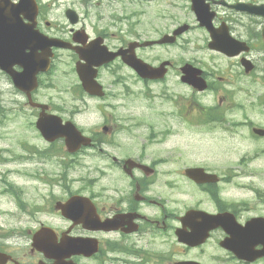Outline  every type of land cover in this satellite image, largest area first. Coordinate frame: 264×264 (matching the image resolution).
I'll use <instances>...</instances> for the list:
<instances>
[{"label": "flooded vegetation", "instance_id": "obj_1", "mask_svg": "<svg viewBox=\"0 0 264 264\" xmlns=\"http://www.w3.org/2000/svg\"><path fill=\"white\" fill-rule=\"evenodd\" d=\"M213 39L219 49L209 46ZM113 53L93 66L102 91L89 94L77 67ZM0 57L11 64L8 73L0 67V80L16 97L4 98L0 88V114L9 106L36 121L76 122L91 110L90 98L102 118L81 126L88 143L75 154L64 139L48 141L39 131L48 147L24 137L14 148L3 141L12 132L0 135V264H56V256L64 264H264V194H230L233 176L217 172L248 159L217 162L215 135L244 128L260 138L250 115L237 112L243 101L253 106L254 74L264 75V0H0ZM45 57L48 65L39 61ZM34 68L30 88L13 85L9 74ZM190 74L206 88L189 83ZM61 75L74 82L65 87ZM56 84L70 89L72 108L51 94ZM82 152L97 160L100 175L72 192L68 177ZM60 155L65 172L45 178ZM17 160L25 166L15 172L37 188L13 181ZM193 169L204 170L202 181L190 177ZM76 195L85 207L67 218L57 202ZM42 228L53 231L52 248L34 244ZM78 238L86 253L70 256Z\"/></svg>", "mask_w": 264, "mask_h": 264}, {"label": "rangeland", "instance_id": "obj_2", "mask_svg": "<svg viewBox=\"0 0 264 264\" xmlns=\"http://www.w3.org/2000/svg\"><path fill=\"white\" fill-rule=\"evenodd\" d=\"M65 69H62L64 71ZM264 79V75L261 72L254 74V84H253V106L250 107L248 102H242L243 111L238 110L237 116L240 118L242 115H250L253 120V126L256 128H264V82L260 81ZM62 84L65 87L70 86L74 82L73 76L65 79L63 75L60 76ZM259 80V81H258ZM7 85L5 81L0 80V88H3V97L7 99H15L16 97L12 95L11 91L7 89ZM56 95L58 100H61V106L72 108L71 100L72 95L70 89L62 90V87L59 84L55 85V90L51 93ZM1 95V91H0ZM90 104V111L80 115L76 122L81 127H88L95 123L101 122V114L97 112V106L95 102H92L90 98H87ZM245 107L247 111H245ZM252 108L251 111L248 109ZM8 110L6 114L9 118L8 125L3 128L0 126V135L5 137L6 131H10L13 134V138L6 139L4 138V142L7 145L12 146L14 148L22 147L20 142L24 137H28L30 144H37L38 146H49L45 141L42 142L39 132L34 128L35 118H27L23 115L21 111L16 107H5ZM29 115L31 112H28ZM68 120H72L69 119ZM74 121V120H72ZM75 122V121H74ZM75 122V123H76ZM76 123V124H77ZM216 136L220 137L218 154H217V162L221 164L229 163V164H238L240 161L246 157L248 160V166L240 167L237 166L233 170H222L220 173L225 175L226 178L229 179L230 176H233V181L231 185L227 187V190L230 192L232 196H239L241 200H246L250 198H245L251 196L254 190L260 191L264 194V138L256 139L253 135L247 132V129L237 128L234 130V133H215ZM6 146V145H3ZM76 170L69 175V181L71 182V190L72 192H77L83 190L85 187L83 186L84 180L96 178L100 175L99 172L92 169V166L97 163V160H92L88 157L87 152H82L75 159ZM52 166L51 168L45 172V178H54L55 175L61 170L58 167V161H61V155L57 158L51 160ZM38 163V156L30 159L28 161V165L30 170ZM23 164L22 160H17L11 166L13 170L12 179L16 184L27 186L30 189L37 188L39 184L35 182L32 178H24L20 177L15 170H22ZM64 170H61V173H64ZM238 185L236 188L235 185ZM46 191V196L49 194V189L47 186L44 187ZM60 189H56L55 191H60ZM58 196H61L60 193H57Z\"/></svg>", "mask_w": 264, "mask_h": 264}, {"label": "water", "instance_id": "obj_3", "mask_svg": "<svg viewBox=\"0 0 264 264\" xmlns=\"http://www.w3.org/2000/svg\"><path fill=\"white\" fill-rule=\"evenodd\" d=\"M211 46L215 48L217 47L216 43H212ZM116 56H118V54H114L112 58ZM4 61H7V59L0 58V63ZM79 74L82 77L84 88L92 93H95L94 88H96L97 81L94 80V76L90 75L84 67H79ZM30 76H32L33 78L35 76V73L33 71H30ZM14 80H15V84L19 88L26 87L23 84V80L20 74L15 75ZM187 81L203 90L206 87L205 81L197 78L195 75L193 76L192 74H190L189 78H187ZM48 118L49 117H43L42 115L38 121V128L45 135L47 139L51 137V134L53 132L56 133L57 136L55 137V139L65 138L67 146L71 152L77 151L82 145H86L88 143V139L82 136L81 131L73 123L67 122L66 124H63V121L60 120L57 123V126L51 127L48 125L49 123ZM254 133L259 136H264V129L255 128ZM188 172L191 178L195 179L196 181H202V170L193 169V170H188ZM79 199H85V198L81 196H75L71 198L66 204L60 203L59 207H61L63 212L67 213V215L73 217L75 215V209L73 205L76 204L79 201Z\"/></svg>", "mask_w": 264, "mask_h": 264}, {"label": "bare ground", "instance_id": "obj_4", "mask_svg": "<svg viewBox=\"0 0 264 264\" xmlns=\"http://www.w3.org/2000/svg\"><path fill=\"white\" fill-rule=\"evenodd\" d=\"M229 45H232V43H230V42H227V46H229ZM227 46H226V47H227ZM32 245H33V244H32Z\"/></svg>", "mask_w": 264, "mask_h": 264}]
</instances>
